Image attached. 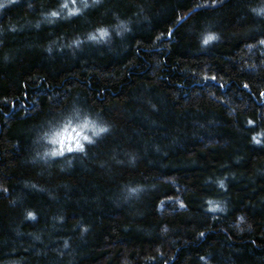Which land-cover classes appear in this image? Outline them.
Instances as JSON below:
<instances>
[{
	"label": "trees",
	"instance_id": "1",
	"mask_svg": "<svg viewBox=\"0 0 264 264\" xmlns=\"http://www.w3.org/2000/svg\"><path fill=\"white\" fill-rule=\"evenodd\" d=\"M261 6L0 0V264H264ZM61 116L110 130L33 162Z\"/></svg>",
	"mask_w": 264,
	"mask_h": 264
},
{
	"label": "clouds",
	"instance_id": "2",
	"mask_svg": "<svg viewBox=\"0 0 264 264\" xmlns=\"http://www.w3.org/2000/svg\"><path fill=\"white\" fill-rule=\"evenodd\" d=\"M93 2L97 3L98 0H93ZM213 2L215 3V0ZM87 6V4L84 5V7ZM251 11L257 15H264V0H262L261 7H254ZM52 13H50L51 16H53ZM37 27H39V24H37ZM115 28L117 36L128 31L127 23L123 20H120L115 25ZM97 31L99 33L98 36L89 34L87 39L90 41L103 40L110 35L107 27H100ZM209 37L214 38L209 40V42L218 38L215 34H207L203 40L204 44L205 39ZM76 43H79V41H76ZM109 130V126L101 125L88 116H83L82 118L61 116L59 119H54L53 121H45L37 132L35 143L42 147L35 153L33 162L39 160L48 163L52 158L64 157L68 153H84L86 144L94 143V138H99L101 134ZM220 183L223 186V181ZM128 191L135 193L138 189L133 187L129 188Z\"/></svg>",
	"mask_w": 264,
	"mask_h": 264
},
{
	"label": "snow or ice",
	"instance_id": "3",
	"mask_svg": "<svg viewBox=\"0 0 264 264\" xmlns=\"http://www.w3.org/2000/svg\"><path fill=\"white\" fill-rule=\"evenodd\" d=\"M10 2H11V0H10ZM73 3H75V0H73ZM62 7L63 8H67L68 5L67 4H64V5H62ZM70 14H73V13H70ZM52 15L53 16H56V15H58V13L57 12H53ZM211 39H214V38L213 37L206 38L205 41H204L205 44H207L209 42V40H211ZM261 43H264V41H261ZM212 79H215V77H213ZM245 87H247V85H245ZM211 210L212 211H215L216 209L213 208ZM28 215H29L30 218H34L31 213H29Z\"/></svg>",
	"mask_w": 264,
	"mask_h": 264
}]
</instances>
